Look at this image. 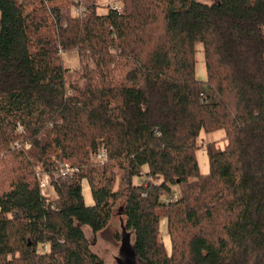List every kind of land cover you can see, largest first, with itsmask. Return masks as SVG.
I'll use <instances>...</instances> for the list:
<instances>
[{
  "label": "trees",
  "instance_id": "1",
  "mask_svg": "<svg viewBox=\"0 0 264 264\" xmlns=\"http://www.w3.org/2000/svg\"><path fill=\"white\" fill-rule=\"evenodd\" d=\"M121 3L0 0V264H104L85 230L111 219L115 168L138 261L264 264V0ZM215 131L202 174L198 140Z\"/></svg>",
  "mask_w": 264,
  "mask_h": 264
},
{
  "label": "rangeland",
  "instance_id": "2",
  "mask_svg": "<svg viewBox=\"0 0 264 264\" xmlns=\"http://www.w3.org/2000/svg\"><path fill=\"white\" fill-rule=\"evenodd\" d=\"M198 1L209 4L214 0H198ZM97 5H98V14H104L107 12L108 9L121 10L122 3L121 0H97ZM61 56L64 66L72 71L70 74V79H72L75 76L74 71L78 70L80 66L78 56L76 53L72 51L63 53ZM194 71H195V77L198 80L202 82L206 80L203 49L200 43L195 44ZM82 85L84 84L82 83ZM205 90L206 89L203 88V91ZM223 136H224L223 131H215L213 133H201L198 140V145H200V148L196 151V158H197L199 171L202 174L208 173V169H209L208 158L206 155L205 148H203L205 143L210 144L212 142H216V147L222 149L225 145V141L222 140ZM92 160L94 161V157H92ZM10 170H11L10 166H7L6 164H3V162H0V172L10 174ZM113 173L116 174L113 190L120 191L121 198L115 203V205H113L111 219L108 225L106 226V228L96 235H93L90 232V230H85L86 237L91 245L92 251L103 260L104 264H115V257L116 256L119 257V251L121 247V243H120V233L122 231L121 226L124 223L122 208L125 201L127 186H126V182L122 179V174L119 173L116 168L113 170ZM53 176L54 179L58 178L56 171L53 172ZM133 182L134 184H138L140 183V180L134 179ZM44 183L45 186L47 187L48 182L44 181ZM173 190H175V192L177 191L176 188H173ZM46 192H48V189ZM82 194H83L84 203L87 206L92 205L93 201L91 198L89 186L86 182L82 183ZM47 198H48L46 201L47 204L49 203V201L55 200V195L51 187L49 192L47 193ZM160 227H161V238L165 243L167 250H170L165 219H161ZM115 235L116 237H118V239L115 237ZM130 238L132 244L133 243L132 234Z\"/></svg>",
  "mask_w": 264,
  "mask_h": 264
},
{
  "label": "built area",
  "instance_id": "3",
  "mask_svg": "<svg viewBox=\"0 0 264 264\" xmlns=\"http://www.w3.org/2000/svg\"><path fill=\"white\" fill-rule=\"evenodd\" d=\"M26 149H29V146L26 145L25 146ZM94 157V162L96 163H100L103 162L104 159L106 158V153L104 149H101L96 155L93 156ZM76 170L72 167L69 166V164H61L58 168H57V176L59 178H66L70 175H72ZM41 186L45 187V183L42 181L41 182ZM47 201V200H46Z\"/></svg>",
  "mask_w": 264,
  "mask_h": 264
},
{
  "label": "water",
  "instance_id": "4",
  "mask_svg": "<svg viewBox=\"0 0 264 264\" xmlns=\"http://www.w3.org/2000/svg\"><path fill=\"white\" fill-rule=\"evenodd\" d=\"M120 252L127 256L129 264H134L136 258L135 252L130 244V235L127 234L124 230L121 235V247L119 253Z\"/></svg>",
  "mask_w": 264,
  "mask_h": 264
},
{
  "label": "flooded vegetation",
  "instance_id": "5",
  "mask_svg": "<svg viewBox=\"0 0 264 264\" xmlns=\"http://www.w3.org/2000/svg\"><path fill=\"white\" fill-rule=\"evenodd\" d=\"M128 258L125 254L119 253V257H115V264H129ZM134 264H143L142 262L138 261L137 258H135Z\"/></svg>",
  "mask_w": 264,
  "mask_h": 264
}]
</instances>
